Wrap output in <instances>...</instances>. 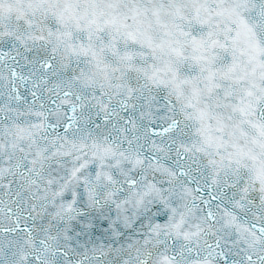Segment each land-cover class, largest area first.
Wrapping results in <instances>:
<instances>
[{"label": "snow or ice", "instance_id": "snow-or-ice-1", "mask_svg": "<svg viewBox=\"0 0 264 264\" xmlns=\"http://www.w3.org/2000/svg\"><path fill=\"white\" fill-rule=\"evenodd\" d=\"M0 264H264V0H0Z\"/></svg>", "mask_w": 264, "mask_h": 264}]
</instances>
